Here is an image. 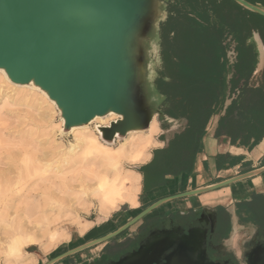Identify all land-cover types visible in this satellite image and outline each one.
I'll list each match as a JSON object with an SVG mask.
<instances>
[{
  "label": "rangeland",
  "instance_id": "1",
  "mask_svg": "<svg viewBox=\"0 0 264 264\" xmlns=\"http://www.w3.org/2000/svg\"><path fill=\"white\" fill-rule=\"evenodd\" d=\"M164 18L165 13L162 4L158 0H151V10L143 19L140 31L137 59L141 63L142 70L138 84L145 80H151L155 75L156 69L159 67L158 46L153 36L158 23ZM249 43L255 48L253 41H249ZM228 59L230 62L233 60L230 52H228ZM37 90L34 87L29 88L15 85L9 80L2 78L0 72V170H5L0 175V181H3L1 185L6 184L3 186L5 192L4 190L0 192V264H30L32 257L34 262L39 260V264H44L49 259L68 249L106 236L114 230L122 228L148 208L150 206H148L149 203H155L162 198L170 197L172 196L170 195L171 193L180 194L187 192V185H185L184 179L179 180L178 178L177 180L172 179L173 183L169 185V188L166 184L164 187L152 192L142 193V176L138 172V168L151 160L152 152L155 149H160L159 146L162 143L165 145V142L159 139L163 132L159 128L157 114L154 113L149 100L141 96L138 105V109L146 121L143 130H146L151 116L155 117L158 127V132L153 137V143L147 150L150 155L148 162H146L147 159L132 162L128 157L119 154L122 144L132 140L135 141L142 134L146 133L145 131L136 132L129 137H125L123 140L118 138L114 144L102 143V146H87L83 149H75L79 153L78 159L85 158L84 163H80L77 160L78 162L75 161L76 164L64 162L65 165L63 163V154L71 148V145L76 144L75 137L82 132L85 134L91 132L97 136L95 125L98 123L94 122L92 124L77 126L76 129L74 126L71 133L69 131L60 133L61 128L64 129L62 127L61 113L48 100L46 95L41 94ZM108 117L105 116L103 118L107 121L110 119ZM111 118H114V116ZM181 126V123H171L169 131L165 133L166 136L178 131ZM213 133L214 124L211 121L207 127L205 137L210 139L212 136L214 138ZM217 140L218 146L223 150L232 147L222 138H218ZM109 154H114L118 158L115 164L123 176L140 174V188L137 195L139 204L136 208H131L132 206L122 203L115 204L112 207L108 204L103 205L100 203V199L92 193L97 181V177H95L98 174L97 172L105 165L113 163L108 157ZM23 160L32 161L35 165L41 167L39 171H36L35 176L32 175L28 178L26 176L17 177L18 174L15 168L21 167ZM107 167L110 172L113 171L111 167ZM247 168L248 165H242L238 168L225 167L217 171L209 169L207 166L206 169L203 168V180L206 183L225 181L241 175L243 170ZM112 175L113 173L108 176V179H112ZM245 183L246 181L243 182L242 180L230 184L235 188L231 193L232 196H234L233 194H241ZM48 184L51 185V191L45 187ZM60 185L62 189L59 187ZM84 186H86L85 188L90 186V190H87L86 194H84ZM191 186L192 184L189 187ZM246 186V190L251 188L247 183ZM33 189H36L35 193L40 194V196L34 200L29 198L24 199L23 195ZM59 189L69 193L64 196L62 195L63 199L50 196L43 197L45 192L53 193ZM255 189L257 191L263 190L264 184L262 183V185H259ZM16 191H19V193L15 194ZM225 198L222 195L217 201L224 203L226 202ZM38 200L40 203L45 204V210L48 211V215H45L48 217L38 219L40 220L39 227L41 229L39 232L42 236L37 238L36 245L21 249L18 258H8L5 252L7 244L4 245V242L8 241V234L15 217L18 215L19 217H24V215H20L22 214L20 210L15 212L16 206L19 205L20 209L24 208L25 205L34 206ZM2 204L7 206L8 210L6 213L1 212ZM187 204L193 208H198L201 205L198 199L194 197L191 199L181 198L169 201L152 212L153 214H161L169 209L179 208L180 210H185ZM59 208L60 211L57 210ZM36 216L37 214L34 217ZM24 220L26 219H23L21 223L25 222ZM133 229L134 227L131 228V230ZM252 232L253 229L250 225H242L236 219L233 220L228 244L236 255L239 256L241 254V243L242 241L246 242ZM106 242L111 244L114 240L112 238ZM104 243L94 245L69 257L68 263L73 261L75 264H81L83 261L93 258L101 250Z\"/></svg>",
  "mask_w": 264,
  "mask_h": 264
},
{
  "label": "trees",
  "instance_id": "2",
  "mask_svg": "<svg viewBox=\"0 0 264 264\" xmlns=\"http://www.w3.org/2000/svg\"><path fill=\"white\" fill-rule=\"evenodd\" d=\"M158 1L165 13L153 36L160 64L141 85L140 95L157 114L165 145L138 170L142 193L164 187L168 178L193 175L214 117V138L232 147L250 152L264 138V68L254 75L256 53L248 42L256 33L264 47V17L232 0ZM243 1L264 10V0ZM173 122L182 126L166 136ZM211 159L217 171L243 165V156L217 154ZM235 208L240 221L263 226L264 196L252 193Z\"/></svg>",
  "mask_w": 264,
  "mask_h": 264
},
{
  "label": "water",
  "instance_id": "3",
  "mask_svg": "<svg viewBox=\"0 0 264 264\" xmlns=\"http://www.w3.org/2000/svg\"><path fill=\"white\" fill-rule=\"evenodd\" d=\"M232 1L264 17V10L243 0ZM65 2V0H0V66L5 67L9 76L17 81L24 82L35 77L49 90L51 96L65 106V118L70 125L72 121L81 120L100 110L106 96L102 63L98 55L99 40L97 36L92 38L90 34L84 37L81 31L76 34L78 26L71 28L74 24L66 19V12L69 9L66 8ZM66 28L70 30L67 31ZM50 30L56 34H52ZM249 41L255 44L257 62L254 75L257 76L264 68V47L256 33ZM142 84L143 82L136 84L135 99L138 105ZM139 113L141 114L140 111ZM142 120L146 124L143 117ZM262 173L264 167L201 190L162 198L117 231L79 246L49 264L116 237L169 201L214 191ZM203 242L204 233L197 229L189 230L186 234H178L176 231L153 233L138 251L115 264H158L166 252L168 254L164 258L165 264H212L205 256ZM245 258V264H264V237L245 255Z\"/></svg>",
  "mask_w": 264,
  "mask_h": 264
},
{
  "label": "bare ground",
  "instance_id": "4",
  "mask_svg": "<svg viewBox=\"0 0 264 264\" xmlns=\"http://www.w3.org/2000/svg\"><path fill=\"white\" fill-rule=\"evenodd\" d=\"M65 1L66 8L69 9L66 12V19L69 23L74 24V27L72 25L71 28H77L78 26L79 30L76 31V34L81 31L84 37L90 34L92 38H94L93 36H97L99 40L98 55L102 63V79L104 81V94L106 96L103 107L81 120L72 121V123L68 125L65 118V106L55 97L51 96L49 90L44 88L35 77L24 82L17 81L9 76L5 67L0 66L2 78L9 80L15 85L29 88L34 87L38 89L37 91L41 94L46 95L48 100L52 102L54 107H57L61 113V121H63L62 127H64V129L61 128L60 133L64 131H69L71 133L74 126L76 129L77 126L92 124L94 122L98 123L95 125L97 136L93 135L91 132L87 134L82 132L75 137L76 144L71 145V148L63 154V163L76 164L75 161L77 160L80 163H84L85 158L78 159L79 153L75 151V149H83L87 146H102V143L114 144L115 140H118V138L123 140L125 137H129L136 132L145 131L146 133L142 134L135 141L132 140L122 144L119 154L128 157L132 162L148 159L149 154L147 150L153 143V136L157 133L158 129L154 121L155 117L151 116L147 123L146 130H143L145 122L142 120V115L138 111L135 90L136 84L140 81L142 70L141 63L137 59L140 31L143 19L151 10L150 0ZM69 30L68 28L67 31ZM51 33L56 34L55 31H51ZM105 116H109L108 118L110 119L107 121L104 120L103 117ZM112 116H114V118H111ZM108 157L113 163L105 165L97 172L98 174L95 176L97 177V181L92 193L100 199L99 201L103 205L108 204L112 207L115 204L122 203L132 207L136 206L137 195L140 188V174L123 176L115 164L118 158L115 157L114 154H109ZM107 166L111 167L113 171L110 172ZM40 168L41 167H38V165H35L32 161L23 160L21 167H16L15 171L18 174V178L23 176L28 178L32 175L35 176L36 171H39ZM4 171V169L0 170V175ZM111 173H113L112 179H108ZM2 182L3 181H0V192L3 190L5 192L3 186L6 184L1 185ZM42 183H44V181H42ZM45 187L51 191L50 184ZM59 187L62 189L61 185ZM85 187L86 186L83 187L85 190L84 194H86L87 190H90V186H88V188ZM61 189L57 190V193L45 192L43 197L50 196L63 199L62 197L69 192L62 191ZM35 191L36 189H33L25 193L23 195L24 199L29 198L34 200L39 197L40 194L35 193ZM18 193L19 191L15 192V194ZM19 196L22 197L20 194ZM7 210L6 205L1 207L2 213H6ZM19 210L22 212L20 215H24V217H19V215L15 217L13 225L11 226L12 228L8 234V241L6 243L4 242V245L7 244L5 251L7 257L14 259L18 258L21 249L23 250V248L36 245L37 238L42 236L39 232L41 229L39 227L40 220L38 219H45L48 217L45 216L48 215V211L45 210V204L40 203L39 200L34 206L25 205V207L21 209L19 205L16 206L15 212ZM57 210L60 211V208ZM36 214L37 216L34 217ZM23 219L26 220L21 223Z\"/></svg>",
  "mask_w": 264,
  "mask_h": 264
},
{
  "label": "flooded vegetation",
  "instance_id": "5",
  "mask_svg": "<svg viewBox=\"0 0 264 264\" xmlns=\"http://www.w3.org/2000/svg\"><path fill=\"white\" fill-rule=\"evenodd\" d=\"M232 51L230 50L229 52ZM252 193L264 196V189L257 191L252 188L244 198H232L231 202H213L200 205L198 208L190 206L185 210H180L179 208L169 209L161 214H153V211L119 233L113 238V243L105 242L98 254L83 261L81 264H115L131 253L138 251L153 233L160 234L176 231L178 234H186L192 229H197L204 233L203 250L210 263L245 264V255L264 237V223L263 226L259 227L251 222L240 221L235 213V205L241 201H248ZM174 194L176 193H171L170 195ZM234 219L239 224L250 225L253 229L249 239L246 242L242 241L241 254L239 256L228 244ZM132 227H134L133 230H131ZM129 231L131 232L128 233ZM167 254L168 252L161 256L158 264H165L164 258ZM69 264H75V262L71 261Z\"/></svg>",
  "mask_w": 264,
  "mask_h": 264
},
{
  "label": "crops",
  "instance_id": "6",
  "mask_svg": "<svg viewBox=\"0 0 264 264\" xmlns=\"http://www.w3.org/2000/svg\"><path fill=\"white\" fill-rule=\"evenodd\" d=\"M154 121H155V119H154ZM211 121H213L214 128H215V125L217 122V117H214ZM155 123L157 125V122H155ZM157 129H158V127H157ZM157 132H158V130H157ZM217 141L218 140L213 138L212 136L210 139L205 137L203 140L204 150H203V153H201L197 156L196 163H195V170L193 172V175H191L187 179L179 178V180L184 179L185 185H187V188H186L187 192L194 191V190H201V189H204V188H207V187H210V186H213V185H216L218 183L223 182V181H217V182L206 183L203 180V175H202V172L204 170L203 169L204 168L203 163L206 162L209 169H215L213 161L211 158L217 154H230L233 156H243V160L241 161V163L243 164V166L248 165V168L243 170L242 174L253 172V171L259 170L260 168L264 167V138L250 152L246 151L245 149H240V148H235V147H229V149L223 150L220 148V146H218ZM163 147H164V144L162 143V145L159 146V148H163ZM149 158H150V155H149L148 159L146 160V162H148ZM239 166H241V165L235 166V168H238ZM244 181H246L247 185H249L251 187L250 189H252V188L255 189L259 185H262V183L264 184V173L252 176L250 178L243 180V182ZM172 183H173V180L168 178L167 182H166V184L168 185V188H169V185ZM246 183H245V186H243V189L241 188L243 190L242 193L241 194L240 193L233 194L234 196H232L231 193L233 192V190H235V188H233V186L230 185L228 187L225 186L223 189H218V190L202 193V194L195 195V196L185 197L184 199H191L194 197V198L198 199V201L201 205H204V204H211L213 202L219 203L217 201V199H219L222 195H224L226 197L225 201L231 202L232 198L240 199V198H242V197L244 198L246 196L247 192L250 190V189L246 190L247 189ZM190 184H192L191 187H189ZM167 191H169V190L167 189ZM174 195H176V194H174ZM237 195H238V197H237ZM138 204L139 203H138V198H137V205L134 207H131V208H136L138 206ZM186 207H190V205L187 204ZM92 241H94V240H92ZM92 241H89V242H92ZM89 242L83 243L80 246L87 244ZM77 247H79V246H77ZM77 247H75V248H77ZM75 248L68 249V250L54 256L53 258L49 259L44 264H49L51 261L57 259L58 257L62 256L63 254H65V253H67V252H69ZM76 254H74V255H76ZM69 257H71V256H69ZM69 257L60 259V260H58L52 264H69L68 263L69 261H67ZM31 260H32V262H30V264H39V260H36L34 262L33 257Z\"/></svg>",
  "mask_w": 264,
  "mask_h": 264
},
{
  "label": "built area",
  "instance_id": "7",
  "mask_svg": "<svg viewBox=\"0 0 264 264\" xmlns=\"http://www.w3.org/2000/svg\"><path fill=\"white\" fill-rule=\"evenodd\" d=\"M230 54L234 57V54H233V52H230Z\"/></svg>",
  "mask_w": 264,
  "mask_h": 264
}]
</instances>
